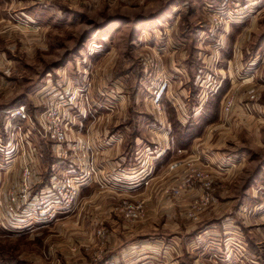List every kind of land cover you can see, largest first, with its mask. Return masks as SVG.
Segmentation results:
<instances>
[{
	"label": "rangeland",
	"instance_id": "1",
	"mask_svg": "<svg viewBox=\"0 0 264 264\" xmlns=\"http://www.w3.org/2000/svg\"><path fill=\"white\" fill-rule=\"evenodd\" d=\"M73 95L66 139L41 137L40 112ZM18 105L33 127L7 126ZM155 165L168 176L148 178ZM67 173L89 176L69 204L50 181ZM171 207L264 257V0H0V264H100L106 229L85 228L90 210L142 226L158 209L170 228Z\"/></svg>",
	"mask_w": 264,
	"mask_h": 264
},
{
	"label": "crops",
	"instance_id": "2",
	"mask_svg": "<svg viewBox=\"0 0 264 264\" xmlns=\"http://www.w3.org/2000/svg\"><path fill=\"white\" fill-rule=\"evenodd\" d=\"M137 134L138 133L133 135L132 138H138ZM162 135L166 136V138L172 137L170 130L166 129L162 131ZM115 136L121 137V134L116 133ZM169 144L173 145L171 141H169ZM169 144L167 140L164 148L161 147L162 152H166V149L171 152L172 148L174 149V146L171 147ZM192 148L193 147H190V149ZM104 164L105 165H101L102 169L112 168L109 165V161ZM117 164L118 165L114 164L113 169L130 168L125 167L129 165H125L124 163L118 162ZM75 165L77 166L76 163ZM150 169L153 171V174L149 173L148 178L153 176L156 177L157 175L162 177L165 176V174L166 177L168 176L167 165L159 168L157 172H154V169H157L156 165L155 167L152 166ZM116 174L117 173H114L115 176ZM118 176L120 177V175ZM178 183L179 182H177V184ZM88 184L89 183L85 184L83 187L86 188ZM126 188L131 187L126 186ZM137 189L139 188H135L134 190ZM193 190H195L196 193L197 189L194 187L186 191L191 192ZM129 191H131V189H128V192ZM166 194L172 196L168 192H166ZM189 195L190 194L184 195L183 200H188L186 197ZM164 200V198L161 199L156 195L149 199V201L155 202L156 205H159V202H163ZM162 207L163 205L160 206V209ZM168 210L172 215L174 214V225L170 228L165 225L167 223L165 219L170 218L169 215L163 217L160 215L158 221H156L158 217L157 214L159 213L158 209L151 211L150 214L146 211L148 220L147 223L142 226L138 223H131L125 220L121 215L112 216V213L107 210L105 212L90 210L89 214L84 219L88 221L85 228L96 229L99 227L101 229H106L105 241L104 243H100L103 252L102 259H112L119 264L141 261L150 262L152 264H207V261L210 260V262H215V258H220L221 262L218 259L219 262L214 264H264V257L259 260L251 259V255L255 254L251 251L250 245L246 246L245 242L242 243L241 237L239 236V238L238 233H235L236 230L221 229L219 231L218 229H204L201 226H193L183 221L181 216L178 217L181 209L173 210L171 207V209L168 208ZM98 213H101L99 216L102 219H107L106 222L102 221L101 226H97L96 222H92L94 215ZM150 217L153 220H151ZM216 235L219 238L211 242L209 236ZM177 238L181 239V243H178L174 248V245L177 243ZM236 238L239 239V241H236ZM90 240L91 239H89V241ZM211 243L213 244L212 246L210 245ZM205 257L206 259H204ZM255 257L259 258L258 255Z\"/></svg>",
	"mask_w": 264,
	"mask_h": 264
},
{
	"label": "built area",
	"instance_id": "3",
	"mask_svg": "<svg viewBox=\"0 0 264 264\" xmlns=\"http://www.w3.org/2000/svg\"><path fill=\"white\" fill-rule=\"evenodd\" d=\"M165 83H163L159 89V91L157 92L156 95V99L158 100V98L160 97V91L163 90V88L165 87ZM75 97L74 95L69 98L66 102H58L55 105L46 108L45 110L40 112L39 118H38V122H40V126L42 128H44L43 132H40V136L41 137H49L57 142H62L63 140L66 139V124L67 122H65V116L67 115L65 109H67V112H69V108H72V103L74 101ZM59 103H61L62 105V109H59ZM66 105H69V107H67ZM8 111V112H7ZM5 112L8 113V115H6V124L8 126V123L10 122V120H14L15 118L17 119H25L27 118V122L30 124L31 127L34 126V122L31 120V118L29 117V114H27L25 112L24 106L23 105H18L15 108L9 109V110H5ZM63 114H62V113ZM66 113V115L64 114ZM45 115V116H50V122L48 125V128L46 129L43 121H45V118L42 117L41 115ZM61 115V118H60ZM68 124V123H67ZM47 127V125H46ZM15 128V125L11 126L10 123V127H9V131H10V135H12V129ZM21 134L23 136H21V143H19V145L21 146V148H23L22 146L24 145L25 142V138H26V131H21ZM10 139V138H9ZM84 142V143H83ZM9 143H11V140H8L4 146H8ZM71 148L73 149H83V155H86L90 146L88 142L85 141H81L80 139L76 140L73 145L71 146ZM13 149L12 145L10 146V150L11 151ZM21 163H26V158H25V154L24 151L22 153V157H21ZM75 165V163H74ZM76 166V165H75ZM72 167V166H71ZM69 168V165H68ZM89 173V172H88ZM23 174H25L24 179H27V177L29 176V169H28V165L23 167ZM88 177L87 173H84L83 176H75V175H71L69 173L64 174L62 176V178H55V179H51V186L52 188L55 189L57 196H60L62 198V200H64L66 202V204L69 203H75L76 200V193L79 190V187H81V185L87 183L88 181ZM23 183L24 180H23ZM26 186L23 188V190L21 191V196L26 199L27 198V190H26ZM134 207L130 206L128 207V211L127 214L129 215H134V211H132ZM45 209H42L41 212H44ZM195 216V215H194ZM100 264H119L116 261L112 260V259H106L105 261H102ZM129 264H152L150 262H146V261H141V262H136V263H129Z\"/></svg>",
	"mask_w": 264,
	"mask_h": 264
},
{
	"label": "bare ground",
	"instance_id": "4",
	"mask_svg": "<svg viewBox=\"0 0 264 264\" xmlns=\"http://www.w3.org/2000/svg\"><path fill=\"white\" fill-rule=\"evenodd\" d=\"M161 92V91H160Z\"/></svg>",
	"mask_w": 264,
	"mask_h": 264
}]
</instances>
